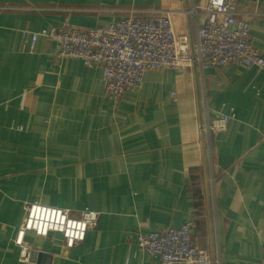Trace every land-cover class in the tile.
<instances>
[{
  "label": "crops",
  "instance_id": "1",
  "mask_svg": "<svg viewBox=\"0 0 264 264\" xmlns=\"http://www.w3.org/2000/svg\"><path fill=\"white\" fill-rule=\"evenodd\" d=\"M238 3L256 13L253 46L264 57V4ZM207 4L0 0V264H160L137 235L191 222L194 244L210 255L214 246L216 264H264V69L149 72L115 106L101 69L59 58L44 37L30 48L33 33L160 10L173 11L177 33L194 42L196 21L182 12ZM29 203L100 218L73 249L59 234L28 233L24 261L15 240Z\"/></svg>",
  "mask_w": 264,
  "mask_h": 264
},
{
  "label": "built area",
  "instance_id": "2",
  "mask_svg": "<svg viewBox=\"0 0 264 264\" xmlns=\"http://www.w3.org/2000/svg\"><path fill=\"white\" fill-rule=\"evenodd\" d=\"M253 9L264 0H252ZM194 18L195 41L175 29L174 12L160 10L133 14L102 28L79 30L69 25L51 31L30 34L34 50L40 37L58 50V57L80 59L91 69H101L105 95L115 106L123 96L139 89L149 72L219 70L228 65L250 70L264 69V57L253 46L251 20L255 11L241 10L238 0H208L205 8L182 12ZM204 15L205 23L198 24ZM175 97V94H173ZM100 213L88 209L72 212L56 207L29 203L15 244L21 247V259L30 251L24 245L28 233L49 239L59 234L68 249L82 244L90 230L97 227ZM194 223L162 232L138 234L139 247L160 264H212L209 252L193 242Z\"/></svg>",
  "mask_w": 264,
  "mask_h": 264
},
{
  "label": "water",
  "instance_id": "3",
  "mask_svg": "<svg viewBox=\"0 0 264 264\" xmlns=\"http://www.w3.org/2000/svg\"><path fill=\"white\" fill-rule=\"evenodd\" d=\"M202 140H203L204 156H205L206 145H205V135H204V133H202ZM204 170H205L206 192H207V196L209 198L210 197V187H209V176H208V162H207L206 157L204 158ZM209 214H210V206H209ZM213 234H214L213 233V228L211 227V238H212V240H214ZM211 258H212V264H216L214 246L212 248Z\"/></svg>",
  "mask_w": 264,
  "mask_h": 264
},
{
  "label": "rangeland",
  "instance_id": "4",
  "mask_svg": "<svg viewBox=\"0 0 264 264\" xmlns=\"http://www.w3.org/2000/svg\"><path fill=\"white\" fill-rule=\"evenodd\" d=\"M208 133H210V126L207 124V126H205V141L207 142L209 139H208V136H209V134ZM206 145H207V143H206ZM207 161H208V163H209V160H210V156H209V154L207 155Z\"/></svg>",
  "mask_w": 264,
  "mask_h": 264
}]
</instances>
